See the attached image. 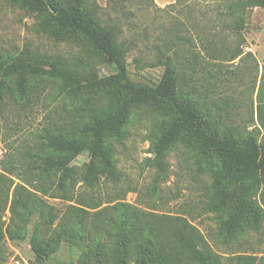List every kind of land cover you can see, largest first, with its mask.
<instances>
[{
	"label": "rangeland",
	"instance_id": "374dc122",
	"mask_svg": "<svg viewBox=\"0 0 264 264\" xmlns=\"http://www.w3.org/2000/svg\"><path fill=\"white\" fill-rule=\"evenodd\" d=\"M95 1L109 22L120 29V40L128 47L125 62L131 80L155 84L163 72L166 58L173 64L182 61L185 64L182 72L187 78L185 97L196 101L203 112L210 110L216 136L228 130L240 146L248 135L257 143L264 141L256 114L261 100L258 93L260 97L264 96V4L237 9L231 8L232 0ZM53 33L54 29L42 22L41 16L29 12L19 2L0 0V55L14 57L27 51L46 60L55 57L67 66L73 65L81 81L91 74L112 73L106 57L92 49L80 35L69 34L65 39H59ZM232 55L235 58L230 59ZM6 82L13 86L14 80ZM58 83V79L47 73L28 79L29 90L38 93L40 99L52 93ZM104 91L87 89L72 98L66 95L57 101H38L33 107L3 102L4 105H0V161L14 163V171L21 175L29 169L24 155L36 149V132L48 110L46 104L50 103L54 112L68 111L71 116L76 106L86 104L84 99H91V103L97 102L101 106ZM86 118L89 124L92 123L89 114ZM171 120V115L154 103L131 106L124 125L125 137L120 141L106 139L119 179L112 182L100 177L98 186L89 190L94 197L93 203L100 205L89 210L96 211L109 204V200L110 204L119 200L157 215L183 214L206 237L222 261L226 256L243 251L264 255V193L261 186L248 195L263 211L258 226H252L240 235V244L224 242L219 238L224 231L218 229L214 215L201 208L206 178L197 172V167H205L210 162L206 157H195V142L179 138L168 148L165 175L157 179L158 191L154 196L150 195L148 188L153 184L158 167L148 158L153 157V143ZM81 142L85 146L91 144L89 132L82 134ZM90 160L96 167L101 166L98 157L90 156L86 150L69 162L75 178L74 197L87 191L81 177ZM7 176L13 181L8 192L10 199L13 186L23 182L15 174ZM25 186L35 191L34 185ZM42 198L52 206L58 218L70 206L76 205L75 200ZM9 216L5 209L2 214L4 225L9 223ZM58 218L51 224V229ZM38 221L37 214H33L22 238L3 237L0 264H116L109 256L102 257L97 263L92 255L82 263L81 249L66 241L38 258L30 246L35 227H40ZM39 230L43 235L44 228ZM125 257L121 264H146L143 256L137 253L130 252Z\"/></svg>",
	"mask_w": 264,
	"mask_h": 264
},
{
	"label": "trees",
	"instance_id": "16d2710c",
	"mask_svg": "<svg viewBox=\"0 0 264 264\" xmlns=\"http://www.w3.org/2000/svg\"><path fill=\"white\" fill-rule=\"evenodd\" d=\"M11 1L19 2L29 12L41 16V21L54 29L56 38L80 35L92 49L106 57L112 73L91 74L81 81L73 65L67 66L55 57L46 60L27 51L14 57L0 55V105L7 102L33 107L38 101H57L66 95L72 98L87 89L105 90L101 106L97 102L91 103V99H84L86 104L76 106L71 116L68 111L54 112L50 103H44L48 110L36 132V149L24 155L29 169L19 175L14 171V163L0 161V241L5 235L10 239L22 238L31 216L37 214L38 225L44 228V234L41 235L40 227L36 226L30 246L38 258L66 241L81 249L82 263L92 255L97 263L102 257L109 256L116 264H121L132 252L143 256L146 264H264V255L246 251L226 256L222 261L206 237L183 214L157 215L119 200L112 204L109 200V204L90 211L100 205L93 203L94 197L89 192L98 186L100 177L112 182L119 179L106 139L120 141L125 137L124 125L132 105L154 103L170 114L172 120L158 135L153 143L154 155L148 158L158 167L153 184L148 188L150 195H155L157 179L165 175L168 148L179 138L195 142V157H206L210 162L205 167H197V172L206 178L201 208L205 213H212L218 229L224 231L222 235L219 232V238L240 244V235L250 227L258 226L263 215L262 209L254 205L248 195L255 193L259 186L264 193V141L257 143L248 135L240 146L228 130L216 136L210 110L203 112L196 101L185 97L187 78L182 72L185 65L182 61L173 64L166 58L163 72L155 84L131 80L125 62L128 47L120 40V29L109 22L95 0ZM232 1L231 8L237 9L264 4V0ZM233 58L235 55L230 59ZM40 73L50 74L60 81L52 93L41 99L28 86L30 76ZM12 78L14 83L10 86L6 81ZM258 95L261 100L256 114L264 137V96ZM87 114L93 119L90 124ZM85 131L92 137L89 146L81 142ZM83 150L98 157L101 166L96 167L91 160L88 162L81 177L87 191L74 197L75 178L69 162ZM7 174H15L23 182L13 186L10 199L8 192L13 181ZM25 185H34L41 196ZM42 197L75 200L76 205L70 206L58 218ZM5 209L10 213L6 225L2 220Z\"/></svg>",
	"mask_w": 264,
	"mask_h": 264
}]
</instances>
